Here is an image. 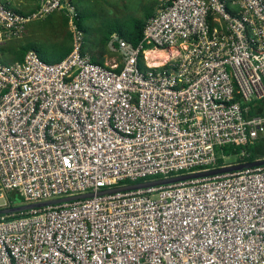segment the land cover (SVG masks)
Here are the masks:
<instances>
[{
  "label": "built area",
  "instance_id": "built-area-1",
  "mask_svg": "<svg viewBox=\"0 0 264 264\" xmlns=\"http://www.w3.org/2000/svg\"><path fill=\"white\" fill-rule=\"evenodd\" d=\"M78 1L0 0L1 58L55 11L71 36L60 62H0V192L94 194L0 217V264H264V166L96 195L219 168L217 150L264 138V116H247L264 100V0H155L140 42L112 34L120 60L103 65L83 53Z\"/></svg>",
  "mask_w": 264,
  "mask_h": 264
},
{
  "label": "rangeland",
  "instance_id": "rangeland-1",
  "mask_svg": "<svg viewBox=\"0 0 264 264\" xmlns=\"http://www.w3.org/2000/svg\"><path fill=\"white\" fill-rule=\"evenodd\" d=\"M77 4L79 11L86 16L82 24L86 28L83 33L84 51L91 59L101 64H111L120 60L117 53L109 50L108 43L106 45L101 43L105 31L112 29L117 23H129L133 19L142 20L145 10L151 9L153 12L155 10V0H79ZM26 29L23 45L34 46L39 54L38 57L44 63H57L61 51L70 47L68 20L60 11L53 12L43 20L28 24ZM3 52L6 54L8 51ZM10 55L12 54L9 53L5 60L0 57V62L8 64L14 61L15 56ZM155 55L157 58L147 59L148 65L165 60L168 54L156 51ZM234 162L235 158L232 156L224 160L227 165H232ZM6 194L0 192V209L8 207Z\"/></svg>",
  "mask_w": 264,
  "mask_h": 264
},
{
  "label": "trees",
  "instance_id": "trees-1",
  "mask_svg": "<svg viewBox=\"0 0 264 264\" xmlns=\"http://www.w3.org/2000/svg\"><path fill=\"white\" fill-rule=\"evenodd\" d=\"M75 7H76L77 15L74 20V24L78 30L84 33L86 28H84L82 24H83V19H85L86 16L83 12L79 11L77 3L75 4ZM153 13L154 12L151 9H147L144 12L142 20L133 19L129 23H125V24L117 23L112 29L105 31V34H104V37H102L101 43L103 45H106L110 39V36L112 34H116L121 39L125 40L126 42L130 43L133 46H136L142 39V33H143L145 22L153 15ZM69 38H71L70 35H69ZM70 48L71 47L66 48L65 50L61 51V54L59 58L57 59V62H60L69 54ZM28 51H34L36 52L37 55H39L35 47L32 45L20 47L17 50H13L12 53L15 56L16 61H22L25 53ZM83 53H85L84 48H83ZM91 60L94 63L103 65L99 63L98 61H95V59H91ZM247 107L249 108V111L247 114L248 117L264 116V100L251 103ZM241 150L245 152V156L242 158H235V155L239 154ZM216 153L218 155L217 167L227 165L224 163L221 156L234 157L235 162L232 163V165L233 164H244V163H249V162H253L256 160H261V159H264V138H261L245 147H240L236 149H232L230 147H223L217 150ZM139 182H136V183H139ZM128 184H135V183H128ZM6 199L8 202V207H14V206L25 204L23 198H21V196H19V194L15 192L7 193ZM6 216L7 215H0V217H6ZM17 216H20V214L13 215V217H17Z\"/></svg>",
  "mask_w": 264,
  "mask_h": 264
},
{
  "label": "water",
  "instance_id": "water-1",
  "mask_svg": "<svg viewBox=\"0 0 264 264\" xmlns=\"http://www.w3.org/2000/svg\"><path fill=\"white\" fill-rule=\"evenodd\" d=\"M262 166H264V159L256 160V161L244 163V164H233V165L222 166V167L215 168L209 171L180 175V176H175V177H171L167 179H157V180H152L148 182L130 184V185L122 186V187L113 188L110 190H103V191L98 192L96 195L103 196V195L136 191V190L147 189V188L158 187V186H165V185L176 184V183H181V182H186V181H191V180H196V179L222 176V175H225L231 172H238V171L262 167ZM93 195L94 194H85V195L57 199V200H52V201H47V202H42V203L24 204V205H18L14 207H7L4 209H0V215L20 214V213H24V212L31 211L34 209H40L46 206H52V205H57L61 203L91 198L93 197Z\"/></svg>",
  "mask_w": 264,
  "mask_h": 264
},
{
  "label": "crops",
  "instance_id": "crops-1",
  "mask_svg": "<svg viewBox=\"0 0 264 264\" xmlns=\"http://www.w3.org/2000/svg\"><path fill=\"white\" fill-rule=\"evenodd\" d=\"M2 2L9 8H12L13 10L22 12V13H28L33 11L38 3V0H2ZM31 29V28H30ZM29 29V30H30ZM27 30V29H26ZM26 32V31H25ZM34 33V32H33ZM32 33V34H33ZM26 36L24 35L22 37L21 40L14 42V43H10L4 50L8 51L6 54L3 52L4 50H2V58H8V54L11 53L13 55V50H17L20 47H24L25 45H23L24 42V38ZM21 41V44H19V42ZM15 48V49H13ZM10 55V56H12ZM5 60V59H4ZM16 61V60H14ZM12 61V62H14Z\"/></svg>",
  "mask_w": 264,
  "mask_h": 264
},
{
  "label": "bare ground",
  "instance_id": "bare-ground-1",
  "mask_svg": "<svg viewBox=\"0 0 264 264\" xmlns=\"http://www.w3.org/2000/svg\"><path fill=\"white\" fill-rule=\"evenodd\" d=\"M157 54H158V53H157ZM157 54H156V55H157ZM156 55H155V52H153V53H147V54H146L147 59L150 58V57H151V59H154L155 57L157 58ZM159 55H160V54H159ZM159 55H158V56H159ZM158 58H159V57H158Z\"/></svg>",
  "mask_w": 264,
  "mask_h": 264
}]
</instances>
